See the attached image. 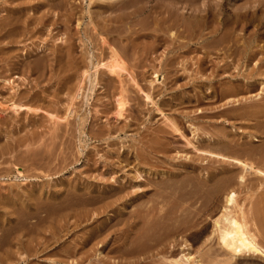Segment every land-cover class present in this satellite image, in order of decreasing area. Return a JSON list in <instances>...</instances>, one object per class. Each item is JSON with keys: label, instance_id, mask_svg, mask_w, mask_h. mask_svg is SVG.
Returning a JSON list of instances; mask_svg holds the SVG:
<instances>
[{"label": "rangeland", "instance_id": "374dc122", "mask_svg": "<svg viewBox=\"0 0 264 264\" xmlns=\"http://www.w3.org/2000/svg\"><path fill=\"white\" fill-rule=\"evenodd\" d=\"M197 8L202 25L251 27L190 36ZM263 29L264 0H0V264H264L220 249L226 192L191 172L222 167L205 150H235L214 143L223 125L245 143L230 154L264 170ZM234 38L260 49L252 61L227 56ZM239 71L255 88L220 98ZM224 165L264 247V174L241 185Z\"/></svg>", "mask_w": 264, "mask_h": 264}, {"label": "bare ground", "instance_id": "6f19581e", "mask_svg": "<svg viewBox=\"0 0 264 264\" xmlns=\"http://www.w3.org/2000/svg\"><path fill=\"white\" fill-rule=\"evenodd\" d=\"M164 8V7H163ZM201 8V7H200ZM167 12H168V16L166 17L167 19L169 18L170 16V11H169V8L167 7L166 8ZM202 9V8H201ZM199 9V10H201ZM193 10V9H192ZM198 8L196 10H193L194 12L192 14H190V17H193L194 18V22L191 21V23L189 24H186L184 23L183 21L181 22L182 26L184 25V31H190V36L192 34V36H196L198 34H200V37L202 38L206 33L204 32V30L206 29H209V32L207 35H211L210 37H213L215 39H221V41L225 40L224 38H227L229 37V32L228 31H232V30H235L236 28H238V26L240 25L242 29L244 30H248L251 26L249 22L245 21V22H242V23H239L238 19L237 18H231V19H220L218 20L216 17V20L214 19L213 22H206L205 24L203 23L202 25V21L200 18H203L202 15H200V13H198ZM148 11V10H147ZM214 11V10H213ZM212 11V12H213ZM151 12V11H150ZM216 12V11H214ZM149 13V12H148ZM209 14V13H208ZM165 15V13H164ZM210 15H215V14H210ZM219 17V16H218ZM165 18V17H164ZM208 18V17H206ZM210 18V17H209ZM208 18V19H209ZM166 19V20H167ZM164 20V19H163ZM174 21V20H172ZM201 21V22H200ZM205 21V20H204ZM203 21V22H204ZM212 21V20H211ZM216 21V22H215ZM176 24V23H175ZM258 25V24H257ZM256 25V26H257ZM260 25V24H259ZM258 25V27H259ZM261 26H263L261 24ZM190 29L188 30L187 28ZM264 30V29H263ZM259 32L260 29H254L253 33L256 34V32ZM228 32V33H227ZM221 36H218L219 34H221ZM186 34V32H185ZM205 35V36H207ZM236 36V35H235ZM233 36V37H235ZM223 39V40H222ZM231 39V38H230ZM235 39V40H234ZM232 43L230 44H227L225 45L224 48H226L228 50L229 53H227V56H235L236 57V51L239 50L238 52H240L241 54V50L243 51L244 54H242L240 57L242 58H245V60H248V62L252 61V58L254 57V55H256V53H258L260 51V49H252V44H246V45H238V40L236 41L237 38H234ZM246 40V39H244ZM226 41V40H225ZM228 41V40H227ZM210 42V41H209ZM216 42V41H215ZM218 42H220V40H218ZM217 42V43H218ZM223 43V42H222ZM227 43V42H226ZM202 44V43H201ZM211 44V43H210ZM214 44V42H213ZM220 44V43H219ZM245 44V43H244ZM224 45V44H222ZM222 45H219V46H222ZM209 46V44H208ZM213 46V45H212ZM206 47V46H205ZM217 47V45H216ZM222 48V47H221ZM263 50V49H262ZM208 51V50H207ZM211 51V50H210ZM209 51V52H210ZM207 53V52H206ZM238 54V53H237ZM111 58L107 63H104L105 66L107 67L108 70H110L111 72L113 73H116L117 75H121L118 71L119 69H123V61L121 60V57L120 55L117 53V51H112V55H111ZM239 58V57H237ZM237 58L235 60H237ZM109 59V58H108ZM232 59V60H234ZM241 59V58H240ZM259 59V58H258ZM260 60H261V63L259 64V69L260 67L264 66V58L261 59L260 57ZM103 64V66H104ZM238 64V63H237ZM249 64V63H248ZM225 65V64H224ZM221 66V65H220ZM219 66V67H220ZM223 66V65H222ZM97 67V66H96ZM105 68V67H104ZM257 68V70H258ZM253 69V67H252ZM255 69V67H254ZM224 70V68H223ZM246 70V69H245ZM249 70V69H248ZM109 71V72H110ZM219 69L217 70V73H219ZM260 71V70H259ZM110 72V73H111ZM248 72V71H247ZM251 72V71H250ZM213 73V72H212ZM250 74L249 72L248 73H245V72H237L235 74V76H229L230 79L226 80L224 83H226V85L224 84L223 87L220 89L219 91V94L218 96H220V98L222 97H225V95H227L228 93H236V95L241 91V92H246L249 90H253V81L252 79H250ZM218 75V74H217ZM216 75V76H217ZM255 74H253L252 76H254ZM220 76V75H219ZM221 80V79H220ZM257 81V80H256ZM10 82V81H9ZM13 82V81H11ZM12 84V83H10ZM12 86V85H11ZM13 88V87H11ZM255 88V87H254ZM244 90V91H243ZM246 90V91H245ZM214 92V91H212ZM251 92V91H250ZM215 94V92H214ZM230 94V95H231ZM78 95V94H77ZM235 95V94H234ZM240 95V94H239ZM148 96V95H147ZM217 96V97H218ZM149 97V96H148ZM232 97V96H231ZM239 98V97H238ZM211 99V98H210ZM230 99V98H229ZM234 102V100H233ZM240 102L238 101V99L236 100V103L234 104L235 106L236 105H240L239 104ZM247 104V103H246ZM250 104V103H248ZM15 105V104H14ZM13 105V106H14ZM252 105V103L250 104ZM248 105V106H250ZM17 106V105H15ZM234 106V107H235ZM247 106V105H246ZM19 107V105H18ZM22 107V106H21ZM231 107H233L231 105ZM15 108V107H14ZM253 108V107H252ZM256 110V108H255ZM264 107L263 109H261L262 113H263V116H264ZM248 111H250L248 109ZM253 111V110H252ZM250 113V112H249ZM254 114H257L258 112H252ZM260 112V114H262ZM247 115V114H246ZM249 115V114H248ZM253 117H255L253 114H251ZM258 117H261V116H258ZM257 117V118H258ZM256 118V119H257ZM260 121V120H259ZM258 121V122H259ZM257 122V121H256ZM257 122V123H258ZM256 124V123H255ZM223 128L220 130L219 134L214 136L213 139H214V143L216 142H220L221 146H222V143L225 144V143H228V145H232L231 147H235V150L237 153H239V150L237 151L238 148L241 149V153L243 152L242 150L246 148L242 147L241 145H244L242 144L243 141L241 140L240 142L235 141L234 140H231L229 134H228V131L225 130L223 131V129H226V127H224V125L222 126ZM218 130V129H217ZM228 135H227V134ZM227 136H229L227 138ZM233 139V138H232ZM208 140V139H207ZM234 141V142H232ZM205 142V141H204ZM209 142V141H208ZM207 142V143H208ZM206 143V142H205ZM206 143V144H207ZM212 143V142H211ZM204 144V143H203ZM197 145V144H196ZM195 147L198 149V150H202L201 148H199L198 146ZM214 145V144H213ZM227 145V144H226ZM228 145L226 147H228ZM203 146V145H202ZM205 146V145H204ZM207 146V145H206ZM215 146V145H214ZM220 146V147H221ZM225 146V145H224ZM223 146V147H224ZM230 147V146H229ZM228 147V148H229ZM211 148V147H210ZM219 148V147H218ZM225 148V147H224ZM227 148V149H228ZM237 148V149H236ZM243 148V149H242ZM223 149V148H222ZM230 149V148H229ZM228 149V151H229ZM218 150V149H217ZM215 151V150H212V149H207L205 151H207L208 155H205L204 157H208L211 159V162L212 161H216L218 162L219 164H222V167L221 168H218L216 167L218 170H207V172H205V174L203 173V170H200L199 172H195L196 169L192 167V174L199 180V181H203L204 183L205 182H209L214 184V188H215V192H222V191H225L226 194L225 195V200H226V206L222 212V214L220 215V217L216 218L214 220V233L217 234V237H218V244L220 246V249H223V251L227 254V256H229L230 260H233V259H236V258H239V257H243V256H252V257H263L264 258V247L259 243L258 239H257V234L255 233L254 230L251 229L250 227V224L252 223V217H250V211L248 210H245L243 209L242 207H239V212H236L232 210L231 208V204L233 205H236V199H237V190L236 188H233V187H230L229 185L232 183V176L233 175H230V169H228V167H226L224 164H227V165H236L240 168V174L237 175V179H238V182L242 185L243 183L245 184V181H246V176L247 174L246 173H249L250 171L249 170H252L254 169L255 172L259 173V174H264V170L258 168L257 166L255 167L254 166V163L248 159H245V158H241V157H238V156H235V155H232L230 153H233V151L235 152V150H231L230 153H225V152H222V151ZM244 150V152H245ZM225 151V150H224ZM227 151V150H226ZM240 153V154H241ZM204 154V153H203ZM234 154V153H233ZM215 162V163H216ZM210 164V163H209ZM214 165V164H213ZM211 166V165H210ZM211 168V167H209ZM213 168V167H212ZM249 171V172H247ZM235 173V170L232 174ZM237 174V173H236ZM220 175H222L221 177H219ZM234 177V176H233ZM186 180V179H185ZM236 180V179H235ZM190 182V181H189ZM171 183V182H170ZM183 183V182H182ZM181 183V184H182ZM197 183V182H196ZM175 184V183H174ZM200 184V183H199ZM165 185V184H164ZM170 188V187H169ZM158 189V188H157ZM198 189V188H197ZM156 191V190H155ZM195 191V190H194ZM159 192V191H158ZM198 193V192H197ZM161 195V194H160ZM163 196V195H162ZM163 200V199H162ZM155 204V202L153 203ZM148 205L147 207V212L151 213V211L153 212V210H155V205ZM162 207V206H160ZM159 208V207H158ZM157 209V207H156ZM145 210V209H144ZM171 210V209H170ZM145 212V211H143ZM158 212V211H157ZM155 212V213H157ZM149 215V214H148ZM152 215V214H151ZM157 216V215H156ZM161 217V216H160ZM164 217V216H163ZM146 219V218H145ZM193 219V218H192ZM143 220V219H142ZM147 224V223H146ZM21 226V225H20ZM24 229V228H23ZM5 230V229H4ZM9 235V234H8ZM10 236V235H9ZM12 236V235H11ZM15 237V236H14ZM48 244V243H47ZM228 260V261H230ZM186 261H187V264H202V262L199 260V259H196V258H192L191 260V256L190 255H186ZM213 261V260H212ZM225 262V261H224ZM176 264H182V261H179V260H176L175 262ZM211 263V262H210ZM217 263V262H215ZM220 263V261H219ZM213 264V263H211Z\"/></svg>", "mask_w": 264, "mask_h": 264}]
</instances>
